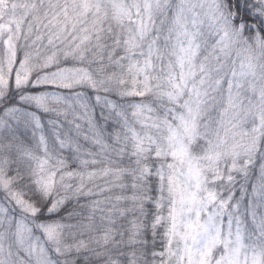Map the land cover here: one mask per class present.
Here are the masks:
<instances>
[{
	"label": "snow or ice",
	"instance_id": "6c2138e0",
	"mask_svg": "<svg viewBox=\"0 0 264 264\" xmlns=\"http://www.w3.org/2000/svg\"><path fill=\"white\" fill-rule=\"evenodd\" d=\"M0 264H264V0H0Z\"/></svg>",
	"mask_w": 264,
	"mask_h": 264
}]
</instances>
